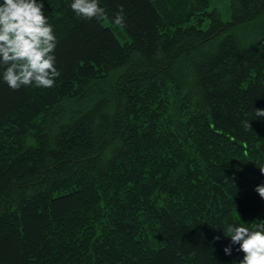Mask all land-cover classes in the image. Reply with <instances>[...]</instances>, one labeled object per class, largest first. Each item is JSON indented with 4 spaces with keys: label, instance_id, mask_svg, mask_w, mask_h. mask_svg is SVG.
<instances>
[{
    "label": "trees",
    "instance_id": "obj_1",
    "mask_svg": "<svg viewBox=\"0 0 264 264\" xmlns=\"http://www.w3.org/2000/svg\"><path fill=\"white\" fill-rule=\"evenodd\" d=\"M229 1V20L211 0H99L89 20L43 0L60 75L0 79V264L242 259L224 229L264 220V0Z\"/></svg>",
    "mask_w": 264,
    "mask_h": 264
},
{
    "label": "clouds",
    "instance_id": "obj_2",
    "mask_svg": "<svg viewBox=\"0 0 264 264\" xmlns=\"http://www.w3.org/2000/svg\"><path fill=\"white\" fill-rule=\"evenodd\" d=\"M43 0H2L0 2V79L9 88L18 90L24 86L51 88L60 75L55 66L54 50L57 38L53 26L44 15ZM71 10L77 17L102 19L105 10L99 0H72ZM113 22L124 25L123 7ZM257 118L264 117V109L255 108ZM244 128L251 129V123L242 122ZM264 175V165L260 167ZM264 199V183L254 189ZM224 234L230 237V244L223 251L232 253V245H239L237 252L243 257L235 264H264V220L252 227L229 223ZM220 237H214L219 240Z\"/></svg>",
    "mask_w": 264,
    "mask_h": 264
},
{
    "label": "rangeland",
    "instance_id": "obj_3",
    "mask_svg": "<svg viewBox=\"0 0 264 264\" xmlns=\"http://www.w3.org/2000/svg\"><path fill=\"white\" fill-rule=\"evenodd\" d=\"M214 7H217L220 10L224 20H227V19L229 20L231 18L230 1L229 0H211L210 8L213 9ZM44 12H45V10H44ZM260 28H261V24L255 28V31H258V30L260 31ZM252 32H253V30L250 29L249 27H247V28H244L243 32H242V30H241V33L239 31V36L242 39V41L246 42L247 37H249V35H251ZM119 38L122 42L125 40V38H123L122 36H119ZM212 48L213 47H211L210 49H212Z\"/></svg>",
    "mask_w": 264,
    "mask_h": 264
}]
</instances>
